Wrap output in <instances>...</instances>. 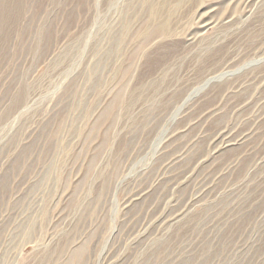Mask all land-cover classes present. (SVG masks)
Instances as JSON below:
<instances>
[{"label":"rangeland","instance_id":"rangeland-1","mask_svg":"<svg viewBox=\"0 0 264 264\" xmlns=\"http://www.w3.org/2000/svg\"><path fill=\"white\" fill-rule=\"evenodd\" d=\"M14 6L0 264H264V0ZM133 14L114 64L92 74Z\"/></svg>","mask_w":264,"mask_h":264},{"label":"bare ground","instance_id":"bare-ground-1","mask_svg":"<svg viewBox=\"0 0 264 264\" xmlns=\"http://www.w3.org/2000/svg\"><path fill=\"white\" fill-rule=\"evenodd\" d=\"M15 4H16V0H0V39H1V37H4L7 33H9L8 31L11 30V28L13 26V23L15 22L14 20H16V17H17L16 11L17 10H16V8L14 6ZM12 14H13V16L11 17ZM134 14H135V12H134ZM134 14L133 15H124L123 16L122 23H121V25H122L121 28L119 30H117V32L116 31L113 32V34L111 36L110 45H109V48H108V51H107V56L104 59H101V60L96 62V64L93 66L92 74L96 73V72H102L105 68H107L108 66L114 64L113 61L110 62V57L115 55V54H119L121 52V50L123 49L122 48L123 47V43L126 40L129 32L131 31V19L134 16ZM156 29H158L160 32H165L166 31V27L164 25H160ZM126 67H124L122 65H117L116 68H115V71H114V75L119 76L121 74L122 76H124L126 74V72H127V68ZM230 72H231V70H230ZM230 72H228L227 74H230ZM231 73H233V71ZM221 74H220V76H221ZM209 77H208L209 79H215V78H217L219 76H217V77L215 76V78H213L214 76H209ZM122 97L123 96L119 95L117 97V99L123 100ZM20 99H22V96H18L16 98V102H18ZM115 101H116V99H115ZM114 105H115L114 103L113 104L110 103V105H106L107 107H106L105 110L103 109L104 111H103V114H101V115L103 117L109 115L111 113V111L113 110V108H114L113 106ZM101 113H102V111H101ZM102 116H101V118H102ZM233 144H234V142H232V139H229L226 142L225 146H228V147L231 148ZM220 149H221V147H220ZM145 193H146V190H143V191H140L138 193H135L134 195L131 196L130 200H137L142 195H144ZM85 247L86 246L83 245V246H81V248H79L76 251H74V256L77 257L78 255H81L82 252L84 251Z\"/></svg>","mask_w":264,"mask_h":264}]
</instances>
